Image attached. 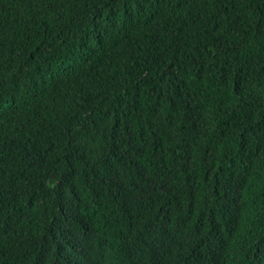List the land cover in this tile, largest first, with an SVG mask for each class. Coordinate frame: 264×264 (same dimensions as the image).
I'll use <instances>...</instances> for the list:
<instances>
[{"label":"trees","instance_id":"1","mask_svg":"<svg viewBox=\"0 0 264 264\" xmlns=\"http://www.w3.org/2000/svg\"><path fill=\"white\" fill-rule=\"evenodd\" d=\"M0 264H264V0H0Z\"/></svg>","mask_w":264,"mask_h":264}]
</instances>
